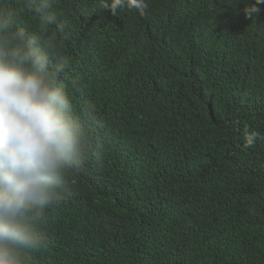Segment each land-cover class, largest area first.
Listing matches in <instances>:
<instances>
[{
    "label": "trees",
    "instance_id": "trees-1",
    "mask_svg": "<svg viewBox=\"0 0 264 264\" xmlns=\"http://www.w3.org/2000/svg\"><path fill=\"white\" fill-rule=\"evenodd\" d=\"M103 2L54 3L62 82L100 154L69 174L29 264H264V140L245 144L264 136V4L250 19L254 0Z\"/></svg>",
    "mask_w": 264,
    "mask_h": 264
},
{
    "label": "clouds",
    "instance_id": "clouds-1",
    "mask_svg": "<svg viewBox=\"0 0 264 264\" xmlns=\"http://www.w3.org/2000/svg\"><path fill=\"white\" fill-rule=\"evenodd\" d=\"M55 0H0V264H29L30 254L46 246L41 226L62 198L69 174L80 168L93 147L90 106L76 115L63 81L65 64L58 56ZM264 0L243 8L246 18ZM114 14L128 9L147 14L146 0H104ZM31 13L37 26L25 27L19 16ZM264 140L248 130L251 148Z\"/></svg>",
    "mask_w": 264,
    "mask_h": 264
}]
</instances>
